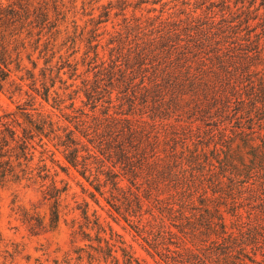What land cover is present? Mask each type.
<instances>
[{"label":"trees","instance_id":"obj_1","mask_svg":"<svg viewBox=\"0 0 264 264\" xmlns=\"http://www.w3.org/2000/svg\"><path fill=\"white\" fill-rule=\"evenodd\" d=\"M26 80L0 190L39 193L55 229L71 168L153 260L85 202L87 264H264V0L0 4V91Z\"/></svg>","mask_w":264,"mask_h":264},{"label":"rangeland","instance_id":"obj_2","mask_svg":"<svg viewBox=\"0 0 264 264\" xmlns=\"http://www.w3.org/2000/svg\"><path fill=\"white\" fill-rule=\"evenodd\" d=\"M81 1L83 0H77L78 7ZM107 1L99 0V3ZM12 3L18 7L21 0H0V4L3 5ZM78 17L81 18L80 22L87 18L81 15ZM55 60L56 57L53 61ZM39 64L43 65V59ZM24 83L23 93L21 95L18 93L12 98L9 97V89L13 86L9 83L4 85L3 92L0 91V113L2 110L14 108L17 102L24 101L26 97L24 91L29 90L31 81L26 80ZM58 85L59 83L56 86ZM36 98L41 101L39 96ZM42 104L44 109L53 110L58 114V111L51 106L53 104L51 98L48 103L42 101ZM57 157L62 160L59 153ZM56 179L60 186L66 187V190L62 194L60 205L61 218L55 229L47 227V204L41 199L39 193L20 186L0 190V264H87L85 244L88 242L82 235L74 236L72 233L77 228V222L82 220L81 209L85 207V202L88 203L90 213L96 210L102 219L110 222L116 233L132 244L138 256L153 263L152 258L140 246V241L136 239L133 231L122 220H112L107 211L108 206L99 194H96L98 203L94 202L89 195V191L93 189L73 169L69 168L67 172H63L58 168ZM15 193H17L16 197ZM33 204L37 206L36 209H33ZM34 211L36 213L32 217H36L39 221L29 219V215ZM73 219L76 220V224L72 221ZM40 221L43 226L45 225L44 227L34 225ZM30 222L34 227L30 225Z\"/></svg>","mask_w":264,"mask_h":264}]
</instances>
